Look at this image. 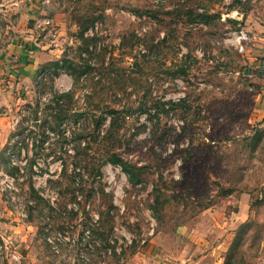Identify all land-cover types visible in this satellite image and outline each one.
<instances>
[{"label": "rangeland", "instance_id": "rangeland-1", "mask_svg": "<svg viewBox=\"0 0 264 264\" xmlns=\"http://www.w3.org/2000/svg\"><path fill=\"white\" fill-rule=\"evenodd\" d=\"M26 2L72 83L41 76L14 110L0 264H264V117L246 77L264 0Z\"/></svg>", "mask_w": 264, "mask_h": 264}, {"label": "crops", "instance_id": "crops-1", "mask_svg": "<svg viewBox=\"0 0 264 264\" xmlns=\"http://www.w3.org/2000/svg\"><path fill=\"white\" fill-rule=\"evenodd\" d=\"M8 5L0 9V20H7L12 27L11 36H3L0 39V151L14 123V112L26 101L23 94H29L39 77L51 76L53 91H67L72 83L71 76L66 71L50 64L61 63L67 58L60 39L49 40L44 37L38 39L35 31H32L27 24L35 18V11L30 9H36L38 3L32 2L29 5L26 0H12ZM11 13H14L10 16L13 17L12 21L8 20V15ZM250 28L251 44L247 52L246 77L251 83L255 106L262 118L264 117V25L253 24ZM48 66L53 67V70L50 71ZM157 263L153 257L144 258L136 254V257L126 264Z\"/></svg>", "mask_w": 264, "mask_h": 264}, {"label": "trees", "instance_id": "trees-1", "mask_svg": "<svg viewBox=\"0 0 264 264\" xmlns=\"http://www.w3.org/2000/svg\"><path fill=\"white\" fill-rule=\"evenodd\" d=\"M200 16L202 18H207L209 16H206V15H203V14H200ZM66 59L67 58H64V63L66 62ZM62 63V62H61ZM61 63L59 62H52L50 63L51 65L55 66V67H60L61 68ZM56 73V72H55ZM110 162H113V163H121L120 159H118L114 154L110 156V159H109Z\"/></svg>", "mask_w": 264, "mask_h": 264}, {"label": "bare ground", "instance_id": "bare-ground-1", "mask_svg": "<svg viewBox=\"0 0 264 264\" xmlns=\"http://www.w3.org/2000/svg\"><path fill=\"white\" fill-rule=\"evenodd\" d=\"M94 44V43H93ZM243 46V45H242ZM236 48V47H235ZM45 72V71H44ZM41 74V73H40ZM60 99V98H59ZM15 145V144H14ZM4 151V150H3ZM12 176V175H11ZM4 194V193H3ZM101 217V216H100ZM143 243V242H142Z\"/></svg>", "mask_w": 264, "mask_h": 264}]
</instances>
